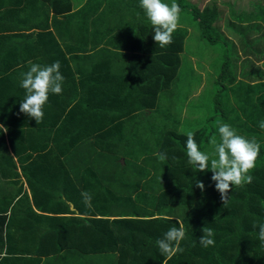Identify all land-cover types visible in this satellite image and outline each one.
<instances>
[{"label":"trees","instance_id":"obj_1","mask_svg":"<svg viewBox=\"0 0 264 264\" xmlns=\"http://www.w3.org/2000/svg\"><path fill=\"white\" fill-rule=\"evenodd\" d=\"M7 1L12 4L14 18L20 14L24 15L27 11L25 6L37 9L43 22L34 21L32 26H44L46 35L53 34L48 30L51 27L50 22L55 25L58 23L63 28V42L55 43V46L51 42L48 46L50 51L48 56L59 53L65 57L62 46L67 48L68 52H76L80 46L84 48V45L80 44L86 43L85 40L75 45L68 41V38L75 39L84 35L91 40L85 45L101 54V44L112 43L119 33L117 39H122V43L133 42L130 46L134 55L133 63L138 67L150 64V70L154 71L150 82L141 85H146L142 89H151L155 92V106L158 105L157 113L162 114L158 115L161 116V120L156 123L154 132L147 134V138L148 136L151 138L144 139L146 135L142 138L139 148L140 163L136 164L131 172L134 182H138L137 186L147 185L149 191L138 197L134 195V198L141 199L140 207L134 210L127 208L128 201H135L132 194H120L115 197L119 206L126 207L124 217L111 218L113 215L109 213L110 217L104 218L91 216L74 218V223L62 229L59 236H56L55 256L63 252L67 255L72 250L78 258L76 249H79L85 252L83 253L85 255L107 253L114 257L115 264H264V241L259 239L258 227H253L254 224H264V130L259 127V123L264 121V68L251 59V56L257 55L256 50L264 41V32L260 34V26L264 24V5L263 10L246 13V17L239 20L240 25L237 24V20H228L225 26L231 34L224 36L217 30L216 24L220 18L222 20L223 14L217 1L200 9L189 0H176L182 10L180 21L173 33V42L161 47L153 39L154 27L141 7L140 0H123L124 5L121 3L122 0H114L116 4L111 6L112 12H127L132 20H97L94 21L92 33L89 31L88 18L70 20L75 15L70 14L72 0ZM171 3L172 0L168 4ZM228 3L222 4L230 7L231 16L235 15L236 4L229 1ZM50 10H53V13ZM76 14L77 17L80 15ZM25 16L28 18V15ZM26 17L23 19L29 23ZM193 24L202 28L203 37L210 44H216L223 37L230 47L224 48L221 44L219 52L222 66L217 73L218 85L212 89V96L219 107H216L215 115H206L204 119L195 120L197 126L191 127L188 124L192 122L187 116L175 111L180 107L178 101H188L191 95L186 93L183 97L182 94L171 95L174 94L172 91L174 85L182 87L181 54L185 51V40L189 34V27ZM213 32L218 33L214 35ZM40 41L41 44L48 43L42 38ZM243 53L246 54V58L242 59ZM100 56L90 58L93 60L92 64L97 63ZM128 57L131 58L132 55L126 53L125 58ZM240 61L243 68L246 61H249L251 67L247 71L242 70V79H238ZM89 75L99 77L106 75L118 80L106 70H92ZM201 75L203 78L204 74ZM133 84L130 83L127 87L132 88ZM123 89L125 90L124 87ZM170 91L172 92L169 93ZM129 94L131 95V91L127 96ZM160 95L169 96V99L159 104ZM80 105L81 101L77 100V110ZM78 115L81 117L82 113L79 111ZM213 117L216 119L211 122ZM221 124H229L239 135L246 138L255 137L261 145L255 168L249 173L254 177L253 182L233 186L225 204L215 189V182L211 180L212 172L210 170L201 172L194 165H189L186 149L187 133L192 132L200 150L212 153L214 147L210 142L213 137L219 141L218 128ZM53 151L54 149H50L48 152ZM60 151L69 152V149ZM158 153H165L167 159L160 160ZM42 157L49 156L46 154ZM50 168L61 173L67 172L63 168L55 169L53 164ZM196 180L204 182V191L196 187ZM134 182L123 179L115 186L110 185L109 194L103 197L100 205L106 208L113 202V195L122 186H129ZM138 188L134 190L135 194L138 193ZM150 206L152 208H149ZM129 213L136 215L125 217ZM178 221L183 223L186 229V238L180 244L183 252H177L168 259L161 254L157 240L171 227H179ZM204 227L213 230L214 246L205 248L199 243ZM96 239L97 241H94Z\"/></svg>","mask_w":264,"mask_h":264},{"label":"crops","instance_id":"obj_2","mask_svg":"<svg viewBox=\"0 0 264 264\" xmlns=\"http://www.w3.org/2000/svg\"><path fill=\"white\" fill-rule=\"evenodd\" d=\"M214 1L222 6L228 1L236 4L235 15L230 16L234 21L244 19L246 13L253 10H263L264 5V0H204V7ZM71 3L70 14L75 15L70 20L88 18L91 33L97 20H132L127 12H112L114 0H95L84 5H76L72 0ZM121 3L124 5L123 0ZM24 8L27 10L24 15L14 18L12 4L0 0V124L7 129H0V264H94L89 261L92 255H103L101 264H115V261L109 262L104 252L85 255L76 249L78 258L72 250L67 255L63 252L55 256L56 236L79 216L104 218L111 214V218L124 217L126 207L119 206L115 197L132 194L134 198V195L138 197L149 191L147 185L137 186L131 172L140 163L139 148L145 132L149 134L156 129L155 92L142 89L146 85H141L150 82L154 71L150 70V64L138 67L133 63L130 48L133 42L122 43V39H117L119 33L112 43L101 44V54L85 45L91 40L84 35L68 38V41L75 45L85 40L86 43L80 45L86 49L78 45L79 48H74L76 52H68L61 45L65 57L59 53L48 56L51 42L54 46L63 42V28L50 22L48 30L53 34L46 35L44 26H32L34 21L43 22L38 10ZM222 11L224 16L231 15L228 6ZM76 13L80 15L77 17ZM25 15L29 23L23 19ZM263 32L264 24L260 26V34ZM41 38L48 43L41 44ZM256 51L257 55L251 59L263 69L264 44L261 43ZM126 53L132 57L126 59ZM98 55L101 58L92 64L90 58H98ZM245 55L242 54V59ZM57 60L65 78L63 90L61 94H49L43 108V121L37 124L35 119L19 111L26 95L21 86L22 73L27 72L32 63L50 65ZM240 63L238 79L243 78L242 70L247 71ZM98 69L108 71L118 80L106 75H89ZM130 83L137 84L128 88ZM129 91L131 95L127 96ZM168 97L160 95L159 104ZM77 100L81 101L78 108L81 117H78ZM50 149L54 151L49 153ZM66 149L69 152L60 151ZM46 154L49 157H42ZM52 164L55 169L63 168L67 172L51 169ZM123 179L134 183L122 186L106 208L101 206L103 197L109 194V186ZM136 188L137 194L134 193ZM83 192L91 195L90 206L83 202ZM136 197L135 201L127 202L128 209L140 207L141 199ZM133 215L136 214L129 213L125 217Z\"/></svg>","mask_w":264,"mask_h":264},{"label":"clouds","instance_id":"obj_3","mask_svg":"<svg viewBox=\"0 0 264 264\" xmlns=\"http://www.w3.org/2000/svg\"><path fill=\"white\" fill-rule=\"evenodd\" d=\"M140 5L154 27L153 39L156 44L161 47L170 45L182 11L176 0H172L170 5L165 0H140ZM60 68L61 64L58 60L50 65L32 63L30 69L22 73L21 86L26 90V95L20 103L19 111L35 119L37 124L43 121V108L49 99V94L62 93L65 78ZM259 127L264 130V121L259 123ZM0 129L7 131L3 124H0ZM218 131L219 141L213 137L210 142L214 147L212 153L200 150L192 132L187 133L186 149L189 165H194L201 172L206 170L212 172L211 180L215 182V189L220 193L221 200L225 204L233 186H243L253 182L254 177L249 173L255 168L261 145L255 137L249 139L239 135L229 124H221ZM158 156L162 161L167 159L165 153H158ZM195 185L201 191L205 190L203 181L196 180ZM81 195L83 202L90 206L91 195L87 192ZM177 223L179 227H171L161 239L157 240L161 254L168 259L177 252H183L180 244L186 238V229L183 223L179 221ZM253 227H258L259 239L264 241V224H254ZM202 232L199 243L205 248L214 246L213 230L204 227Z\"/></svg>","mask_w":264,"mask_h":264},{"label":"rangeland","instance_id":"obj_4","mask_svg":"<svg viewBox=\"0 0 264 264\" xmlns=\"http://www.w3.org/2000/svg\"><path fill=\"white\" fill-rule=\"evenodd\" d=\"M73 1L76 5H84L85 3H91L95 0ZM190 1L195 3L200 9H203V7L206 5V2L204 4V0ZM224 8L225 6L221 5V9ZM230 16V13H226L225 16L222 15V17L225 18L222 20L220 18L216 24L218 26L217 30H219V32H222L224 36L225 34L229 35L231 33V31L225 26L228 20H231ZM236 22L238 25H240L239 20H237ZM184 24H187V22H184ZM216 33L218 32H213L214 35H216ZM220 40L221 41H217L214 45L210 44L203 37L202 28H200L197 24H193L189 27V34L185 43V51L181 54L182 68L180 69L183 70H181L182 72H180V75L182 87L180 88L174 85L172 88L174 94L171 96H177L179 94H182L183 97L185 93L191 95L188 101H178V105L180 107L176 108L175 110L178 114L183 113L187 116V119L192 122L191 124H188L191 127L197 126L194 123L195 120L204 119L206 115H215L216 107H219L218 103L215 101V98L212 96V89H214V87L218 85L219 76L217 73L220 72L222 66L220 62L219 52L221 49V44L222 46H224V48L230 47V45L226 42L223 37H221ZM245 67H247L246 70H249L251 68L248 67L247 61L245 62ZM201 73L204 74L203 78ZM172 91H170L169 93H171ZM158 115L162 114H156V116L154 117L155 124L157 122L159 123L161 120V116ZM215 119L216 118L213 117L211 122H214ZM153 132L154 130H152V133ZM145 135L146 136L144 139L148 140L147 132H145ZM102 257L103 255H92L89 261L94 264H101ZM108 260L110 263L112 261H115L114 257L109 255Z\"/></svg>","mask_w":264,"mask_h":264}]
</instances>
